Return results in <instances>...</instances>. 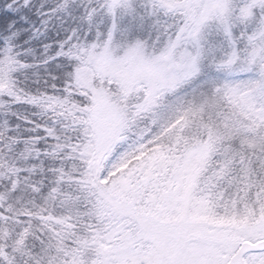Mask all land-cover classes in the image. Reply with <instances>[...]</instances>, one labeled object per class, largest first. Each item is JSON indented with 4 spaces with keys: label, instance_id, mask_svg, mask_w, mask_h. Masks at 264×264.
<instances>
[{
    "label": "snow or ice",
    "instance_id": "1",
    "mask_svg": "<svg viewBox=\"0 0 264 264\" xmlns=\"http://www.w3.org/2000/svg\"><path fill=\"white\" fill-rule=\"evenodd\" d=\"M0 264H264V0H0Z\"/></svg>",
    "mask_w": 264,
    "mask_h": 264
}]
</instances>
